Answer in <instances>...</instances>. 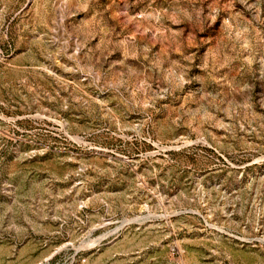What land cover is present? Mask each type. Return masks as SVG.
<instances>
[{"label": "rangeland", "instance_id": "374dc122", "mask_svg": "<svg viewBox=\"0 0 264 264\" xmlns=\"http://www.w3.org/2000/svg\"><path fill=\"white\" fill-rule=\"evenodd\" d=\"M0 264H264V0H0Z\"/></svg>", "mask_w": 264, "mask_h": 264}]
</instances>
